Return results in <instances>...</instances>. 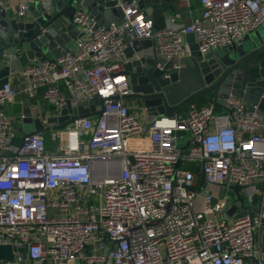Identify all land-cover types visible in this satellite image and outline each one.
Wrapping results in <instances>:
<instances>
[{"label": "built area", "instance_id": "1", "mask_svg": "<svg viewBox=\"0 0 264 264\" xmlns=\"http://www.w3.org/2000/svg\"><path fill=\"white\" fill-rule=\"evenodd\" d=\"M41 1L53 4L15 0L14 14L24 19ZM199 2L201 15L180 25L170 18L164 28L139 0H115L121 22L99 24L87 9L77 11L72 23L82 35L71 47L49 27L56 55L0 86V244L14 248L2 264H264V113L230 95L156 116L147 130L141 106L123 98L131 92L122 72L134 40H154L167 77L191 52L186 34L205 54L264 28V0ZM94 97L103 99L101 114L47 129L68 100L74 112ZM35 99L42 127L25 133ZM17 101L30 109L19 119L3 109ZM48 130L59 140L53 149ZM234 185L244 190L243 207L228 215L235 197L210 188Z\"/></svg>", "mask_w": 264, "mask_h": 264}, {"label": "water", "instance_id": "2", "mask_svg": "<svg viewBox=\"0 0 264 264\" xmlns=\"http://www.w3.org/2000/svg\"><path fill=\"white\" fill-rule=\"evenodd\" d=\"M156 2L139 0L138 5L148 15L156 8ZM83 9H87L99 24L123 21V10L115 6V0H53L49 8L41 1L29 7V20L17 18L8 5L0 7V86L8 82L11 73L36 58L47 57L50 35L45 30L49 27L57 30L66 41L70 37H80L82 34L72 23V18ZM185 39L191 43V52L178 61V69L169 71L167 77L164 75L167 66L164 69L157 66L154 40H134L126 50L122 74L128 75L131 92L123 98L139 101L145 111L143 118L148 123L147 130L156 116L172 117L201 96H207L213 104L230 95L241 96L264 113V30L250 32L239 44L215 48L205 54L199 52L193 33L186 34ZM73 42L70 41L68 46L71 47ZM102 104L103 99L97 97L83 100L73 112L68 100L61 115L48 117L47 129L51 126L53 129L64 128L76 119L101 114ZM31 113L33 122L25 126V133L42 127L38 107L32 106ZM231 188L235 191V203L226 206L228 215L243 207V188L239 185ZM245 212L242 210L235 216L240 217ZM261 244L264 251V233ZM13 257V246L0 244V264Z\"/></svg>", "mask_w": 264, "mask_h": 264}, {"label": "crops", "instance_id": "3", "mask_svg": "<svg viewBox=\"0 0 264 264\" xmlns=\"http://www.w3.org/2000/svg\"><path fill=\"white\" fill-rule=\"evenodd\" d=\"M156 8L149 13L148 15L150 17L153 18L154 23L156 25V27L158 28H164L165 26H167L169 24V20L170 18H175V23L177 25L180 24H185L190 22V20L195 17V16H199L202 13V7L201 4L199 2V0H191V4L188 7H185L183 5H181L180 0H156ZM8 5L12 8L13 13L15 11L14 7H15V0H0V7ZM179 14V16L177 17L176 14ZM30 12L27 15V17L25 18L26 20H29L30 18ZM261 30V29H259ZM61 41L63 42L64 46H67L70 44V41L75 40L73 37H70L69 41H66L65 39H63L62 37H60ZM57 53V51L55 50H50L47 52V57L52 58L53 56H55ZM132 59L134 58V55L131 57ZM37 60H39V58H36ZM15 84V82H14ZM203 98H207L203 99ZM199 102L201 100H206L204 102L208 103L211 101L210 98L206 97V96H202L200 98L197 99ZM129 102L137 105L139 108L141 106V104L139 103L138 100L136 99H128ZM203 102V101H202ZM41 99H35L33 101V103L31 105L36 106L38 104H41ZM36 104V105H34ZM187 104L185 106H183L182 108H180L179 110L181 112H184L187 110ZM3 109L10 115L15 116L17 119H19L20 114L22 112H26V114H29V107L27 104L25 105H21L20 102H16L14 104H9V105H4ZM142 110V109H141ZM143 112H145L144 110H142ZM22 126V123L21 125Z\"/></svg>", "mask_w": 264, "mask_h": 264}, {"label": "rangeland", "instance_id": "4", "mask_svg": "<svg viewBox=\"0 0 264 264\" xmlns=\"http://www.w3.org/2000/svg\"><path fill=\"white\" fill-rule=\"evenodd\" d=\"M262 30H264V28H262L260 31H262ZM201 97H202V96H201ZM206 97H207V96H206ZM203 99H206V100H207V98H203ZM206 100H201L200 103H201V104H202V103H206V102H204V101H206ZM202 101H203V102H202ZM52 132H55V131L48 130V131L45 132V137H46V139H47V144H48V147H49L50 149H53L54 146H55V144L59 142L58 138H56V139L51 138V139H50V136L52 135ZM53 136H54V133H53ZM189 137H190L189 133H186V139H189ZM179 143H181V144L186 143V142H185V139H179ZM210 190H212V191L217 195L218 198L225 197V198H227L228 200H233L234 197H235V191H234L231 187H225V186H221V187H219V186H212V187L210 188Z\"/></svg>", "mask_w": 264, "mask_h": 264}, {"label": "trees", "instance_id": "5", "mask_svg": "<svg viewBox=\"0 0 264 264\" xmlns=\"http://www.w3.org/2000/svg\"><path fill=\"white\" fill-rule=\"evenodd\" d=\"M191 102H194L197 105L205 104V103L201 104L197 99L196 100H192ZM187 167L191 168L193 171L199 172L198 166L196 164H187ZM258 199H259L258 197L255 198V200H258Z\"/></svg>", "mask_w": 264, "mask_h": 264}]
</instances>
